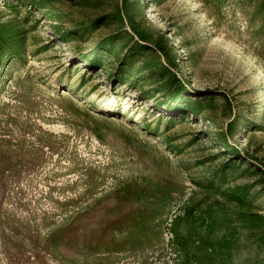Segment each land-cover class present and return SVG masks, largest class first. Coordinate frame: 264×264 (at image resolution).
Here are the masks:
<instances>
[{
    "label": "rangeland",
    "instance_id": "obj_1",
    "mask_svg": "<svg viewBox=\"0 0 264 264\" xmlns=\"http://www.w3.org/2000/svg\"><path fill=\"white\" fill-rule=\"evenodd\" d=\"M122 182L138 238L55 236ZM189 235L264 264V0H0V264H182Z\"/></svg>",
    "mask_w": 264,
    "mask_h": 264
},
{
    "label": "trees",
    "instance_id": "obj_2",
    "mask_svg": "<svg viewBox=\"0 0 264 264\" xmlns=\"http://www.w3.org/2000/svg\"><path fill=\"white\" fill-rule=\"evenodd\" d=\"M121 13V19H126L129 25L132 26L131 16L125 10V6L122 7ZM99 21L96 20L95 23L97 24ZM143 195H145V191L144 186L141 184L122 182L113 191V202L102 206L98 219L91 227L88 228L83 222L73 220L58 230L55 236L59 237L65 244H73V247L83 240H88L98 248L105 250L116 248L133 238L136 239L140 236L152 215L148 206L135 204L136 199ZM124 232L128 233L129 238H124L122 244H119V239L115 235ZM187 237L189 239L180 238L178 240L180 246L186 252L182 264H196L189 250L191 247L202 250L203 255L201 256L203 258L208 259L210 257V253L207 252L211 248L209 238H202L201 246H198L196 244L197 239H192V235ZM42 264L46 263L42 262Z\"/></svg>",
    "mask_w": 264,
    "mask_h": 264
},
{
    "label": "built area",
    "instance_id": "obj_3",
    "mask_svg": "<svg viewBox=\"0 0 264 264\" xmlns=\"http://www.w3.org/2000/svg\"><path fill=\"white\" fill-rule=\"evenodd\" d=\"M164 236L166 238L167 242H172L174 240V234L173 232L167 228V230L164 232ZM157 252H154V257H156ZM116 264H139V262L137 261V259L133 256L127 257L119 262H117Z\"/></svg>",
    "mask_w": 264,
    "mask_h": 264
}]
</instances>
